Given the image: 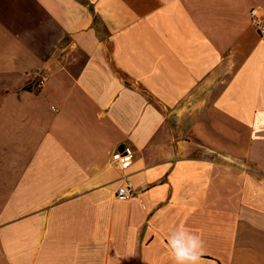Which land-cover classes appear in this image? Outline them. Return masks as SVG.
<instances>
[{
	"label": "crops",
	"instance_id": "crops-1",
	"mask_svg": "<svg viewBox=\"0 0 264 264\" xmlns=\"http://www.w3.org/2000/svg\"><path fill=\"white\" fill-rule=\"evenodd\" d=\"M251 9L264 26V0H0V264H172L178 227L203 264H264Z\"/></svg>",
	"mask_w": 264,
	"mask_h": 264
},
{
	"label": "clouds",
	"instance_id": "clouds-1",
	"mask_svg": "<svg viewBox=\"0 0 264 264\" xmlns=\"http://www.w3.org/2000/svg\"><path fill=\"white\" fill-rule=\"evenodd\" d=\"M172 264H203L205 242L201 235L185 227H178L167 237Z\"/></svg>",
	"mask_w": 264,
	"mask_h": 264
},
{
	"label": "built area",
	"instance_id": "built-area-1",
	"mask_svg": "<svg viewBox=\"0 0 264 264\" xmlns=\"http://www.w3.org/2000/svg\"><path fill=\"white\" fill-rule=\"evenodd\" d=\"M252 25L258 30L260 35H264V26L261 18L258 16L255 9L250 11ZM44 83V79L38 83L37 87H40ZM134 158L133 150L130 147H123L121 150H117L112 154V163L119 169L123 170L131 164ZM134 195V185L132 181L125 175L122 176L120 185L118 186L115 196L120 200H129Z\"/></svg>",
	"mask_w": 264,
	"mask_h": 264
}]
</instances>
